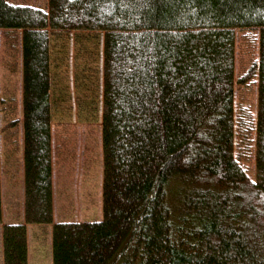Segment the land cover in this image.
<instances>
[{
  "label": "trees",
  "instance_id": "16d2710c",
  "mask_svg": "<svg viewBox=\"0 0 264 264\" xmlns=\"http://www.w3.org/2000/svg\"><path fill=\"white\" fill-rule=\"evenodd\" d=\"M0 0L1 145L23 138L24 218L51 223L53 264H264V0ZM103 32L100 219H55L54 37ZM241 33V35H239ZM254 42L236 76L238 41ZM241 46V45H240ZM256 82V113L236 84ZM4 264L28 228L2 223Z\"/></svg>",
  "mask_w": 264,
  "mask_h": 264
},
{
  "label": "rangeland",
  "instance_id": "374dc122",
  "mask_svg": "<svg viewBox=\"0 0 264 264\" xmlns=\"http://www.w3.org/2000/svg\"><path fill=\"white\" fill-rule=\"evenodd\" d=\"M27 1L46 7L47 0ZM241 35V33H239ZM241 45V46H240ZM255 54L254 42L238 41L236 76L244 73ZM53 122L68 124L73 136L72 151L54 158L55 219H100L102 210L103 155L100 124L103 115L104 41L103 32L72 31L54 37L52 47ZM243 96L256 113V82L236 84V102ZM1 116V115H0ZM4 222L22 221L28 228L29 264H53L51 223L41 231L39 224L24 218L23 141L4 159L2 174ZM0 222V264L2 255Z\"/></svg>",
  "mask_w": 264,
  "mask_h": 264
},
{
  "label": "crops",
  "instance_id": "0c3cea01",
  "mask_svg": "<svg viewBox=\"0 0 264 264\" xmlns=\"http://www.w3.org/2000/svg\"><path fill=\"white\" fill-rule=\"evenodd\" d=\"M20 136H21V142H22L23 141V138H22V130L20 132ZM5 158H6V155L3 153V144H2L1 145V166H2V174H3V164H4V159ZM54 190H55V186H54ZM3 191H4V188H3V181H2V192ZM54 196H55V192H54ZM3 197H4V192H3ZM3 222H4V218H3ZM2 223H1V232H2ZM2 247H3V239H2ZM2 255H3V251H2Z\"/></svg>",
  "mask_w": 264,
  "mask_h": 264
}]
</instances>
